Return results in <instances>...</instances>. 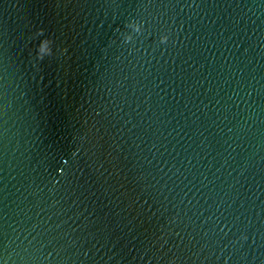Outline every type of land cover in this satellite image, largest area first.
Wrapping results in <instances>:
<instances>
[{
  "label": "water",
  "instance_id": "95a60500",
  "mask_svg": "<svg viewBox=\"0 0 264 264\" xmlns=\"http://www.w3.org/2000/svg\"><path fill=\"white\" fill-rule=\"evenodd\" d=\"M0 264H264V0H0Z\"/></svg>",
  "mask_w": 264,
  "mask_h": 264
},
{
  "label": "clouds",
  "instance_id": "9594fccd",
  "mask_svg": "<svg viewBox=\"0 0 264 264\" xmlns=\"http://www.w3.org/2000/svg\"><path fill=\"white\" fill-rule=\"evenodd\" d=\"M125 31L121 33L122 43L129 44L133 40V34L139 36L143 31V22L137 21L136 19H132L125 24ZM34 39L38 42L35 45V56L36 60L43 61L46 57H52L54 53L53 49V40L44 34V30L39 28L36 30L34 34ZM169 40V36L167 34H161L159 37L160 44H166ZM60 54H63L66 49H59Z\"/></svg>",
  "mask_w": 264,
  "mask_h": 264
}]
</instances>
